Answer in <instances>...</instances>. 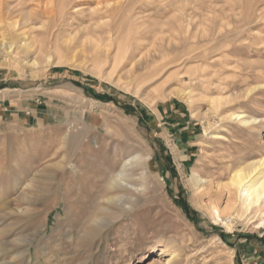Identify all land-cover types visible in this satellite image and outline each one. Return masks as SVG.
Here are the masks:
<instances>
[{
  "label": "rangeland",
  "instance_id": "374dc122",
  "mask_svg": "<svg viewBox=\"0 0 264 264\" xmlns=\"http://www.w3.org/2000/svg\"><path fill=\"white\" fill-rule=\"evenodd\" d=\"M11 1L0 33L28 29L17 59L39 66H0V264H164L162 248L179 264H264V214L230 232L204 207L226 197L196 204L186 185L196 171L217 186L264 156V0H55L50 15ZM138 45L155 60L129 74ZM232 112L259 122L224 121ZM136 153L151 155L132 171L138 191H119L136 202H102L93 182Z\"/></svg>",
  "mask_w": 264,
  "mask_h": 264
},
{
  "label": "bare ground",
  "instance_id": "6f19581e",
  "mask_svg": "<svg viewBox=\"0 0 264 264\" xmlns=\"http://www.w3.org/2000/svg\"><path fill=\"white\" fill-rule=\"evenodd\" d=\"M23 1L25 0L19 1L20 6H22L21 4H24ZM26 1L29 3L28 0ZM32 1L37 3V7L45 15L51 14L49 3L55 0H32ZM68 1L70 2V0ZM11 2H12L11 0H0V25L5 19V17L9 15L8 11L10 10L9 6H11L10 5ZM107 2L108 0H97V5H99L100 7L101 5H106L108 7L113 6L110 2L109 3ZM65 4L66 3H62V6L63 7L66 6ZM96 9H98V7ZM116 9L115 10L112 9V11L108 10L104 13L110 14L111 16L113 15L115 17L118 15V12H117L118 10L116 11ZM94 11L96 10H93V12ZM95 13L100 16L101 12L96 11ZM17 25H18V21L14 24H11L12 28H16ZM121 30L122 28L120 24H113L109 26L108 29H106L104 32H102L103 34L104 33L107 34L109 42H110V45H109L110 47H114V45L119 46L118 39L121 36V33H122ZM138 34L139 33L137 31L136 35L140 36V34L139 35ZM152 47H155V46H152ZM31 49H32V44L30 41V34L28 32V29L25 30L24 28L20 33H17L14 39H12V41L7 40L2 35V33H0V64H1L0 66L5 67L7 66V63L12 61L13 62L12 64H14V66L17 65V67H19V64L21 63L24 67H27V66L38 67L39 63L37 62V59L34 62L27 61L26 58L21 59V61L17 59L20 53L24 52L27 54L31 51ZM138 52L142 53V48L139 45L136 47L135 51L130 52L129 55L127 54L128 56L127 61L129 63L133 62L131 70L129 71V74L134 72L138 67L142 68V66L144 65L143 64L144 60H146L145 62L148 63L151 59H153L152 50H149L146 53H143L140 56V58H138V54H137ZM47 63L49 66L53 65L51 57L48 58ZM190 93L191 92L180 93V94L182 95L181 97H184L183 99H186L187 101L191 103L192 97ZM218 102L215 101L211 103L217 104ZM220 102H221L220 106L229 103L228 99L225 100L224 102L223 101H220ZM216 106H219V105L217 104ZM197 115H192V116L196 118L198 117ZM223 118H224L223 119L224 121L230 120L231 122L237 123L245 127L253 126L259 122L257 118L248 116L240 112H232ZM150 158H151V155L148 153L146 154L136 153L130 158L126 159L120 169H118L117 171L113 173H110L104 182L103 181L93 182V186H98L100 189V195H98L99 193L97 194L99 196V199L102 202L107 203L108 205L118 206L125 210L126 209L129 210L131 208V205L129 203L136 202V199L134 198L130 200L129 196H127L126 194H121L119 193V191H126V190H132L135 192L138 191L137 189L133 187L132 184H130L132 171L137 170V169L146 170ZM228 174H229V177L225 183H222V184L220 183L217 186H213L211 184L212 182L207 181L198 172L193 171L189 176L186 177V185L193 192V201L196 204H199L202 196H205L206 194L211 195L210 192H213L214 190H216L215 192L220 196V199H222L223 197H226V202L223 207L220 206V204L216 202L215 200H211L208 204L204 205V207H206V210L208 211L210 219L214 223L224 225L228 229V231L232 232L238 224V222L236 221V218H239V217L243 218L244 214L252 213V212H254L256 215L264 214V156L261 157L260 159L244 161L241 164H239L236 168L228 172ZM97 191L99 190L97 189ZM97 201H98V198H97ZM104 210H109V207H104ZM226 215H232V217L227 218ZM261 228H264V218H261L259 220V223L256 225V229H261ZM160 256L168 257V259L166 260V263L164 264H179L176 262L177 256L173 254V252H170V250L167 248H162V250L160 251ZM156 262H159V260L153 257L152 261L149 264H155Z\"/></svg>",
  "mask_w": 264,
  "mask_h": 264
},
{
  "label": "crops",
  "instance_id": "0c3cea01",
  "mask_svg": "<svg viewBox=\"0 0 264 264\" xmlns=\"http://www.w3.org/2000/svg\"><path fill=\"white\" fill-rule=\"evenodd\" d=\"M0 107H1V104H0ZM263 241V240H262ZM263 243V245H264V242H262Z\"/></svg>",
  "mask_w": 264,
  "mask_h": 264
}]
</instances>
